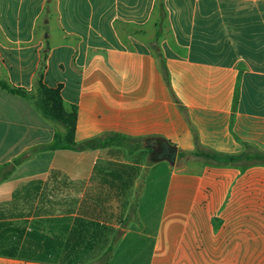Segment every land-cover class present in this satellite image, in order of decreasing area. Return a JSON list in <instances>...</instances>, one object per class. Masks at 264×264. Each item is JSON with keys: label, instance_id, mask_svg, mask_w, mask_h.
I'll return each mask as SVG.
<instances>
[{"label": "crops", "instance_id": "obj_1", "mask_svg": "<svg viewBox=\"0 0 264 264\" xmlns=\"http://www.w3.org/2000/svg\"><path fill=\"white\" fill-rule=\"evenodd\" d=\"M232 1L0 0V80L33 91L43 67L44 83L61 87L65 110L78 108L77 142L118 133L144 139L152 153L162 142L187 153L198 145L264 153V12L243 11L264 0ZM218 2L241 12L218 14ZM17 98L0 88V168L24 159L0 181V203L24 187L17 174L36 161L89 181L116 149L32 154L61 131ZM58 156L78 169L61 167ZM154 163L165 175L144 186L165 185L163 205L151 210L139 201L137 225L110 264H264V202L249 205L263 163L193 161L188 172ZM44 263L57 262L0 255V264Z\"/></svg>", "mask_w": 264, "mask_h": 264}, {"label": "rangeland", "instance_id": "obj_2", "mask_svg": "<svg viewBox=\"0 0 264 264\" xmlns=\"http://www.w3.org/2000/svg\"><path fill=\"white\" fill-rule=\"evenodd\" d=\"M248 1L250 2V0ZM221 4L218 2L216 7L218 14H239L241 12L239 11L241 8L237 6H226L224 4L221 6ZM212 8L206 7L205 9L208 11V9L211 10ZM258 9L264 12V7H248L243 11H247L248 14H257ZM163 14L164 11L161 9V15L163 16ZM248 25L252 27L254 24ZM40 31L43 32L44 29L40 28ZM17 100L20 102L22 99L17 98ZM42 120L46 119L42 117ZM48 122L52 126H56L58 131H61V134L65 132L62 126L51 121ZM152 155L149 144H146L144 150L133 155L119 148L107 151L105 156L98 162V176L91 183H88L87 180H71L60 171L62 177L51 183L49 198L47 199V204H44L47 206L41 210L44 216L28 222H31L30 226L32 228L37 227L42 233L49 235L52 242L56 241L55 238L60 231L59 225L64 222L67 224V222L76 223L78 221L79 230L84 232L82 235L79 232L78 236H73V238L71 236L67 243L69 247L59 249L56 254L49 258L50 261L57 262L51 264L97 263L113 241L135 223L140 200L142 203L147 201V204L151 206V210L161 209L164 196L167 193L166 186L160 185V183H153L150 188L144 186V183L149 178L155 182L159 175H165L164 171L160 170L157 172V169L152 168L155 165ZM56 160L61 163V167H67L72 170L78 169L77 166L74 167L65 163L66 160L61 158V156H58ZM193 160L191 153L178 151L177 160L172 167L176 171L185 170V172H188L187 168ZM169 164L168 161L159 163L160 166H169ZM79 168L82 172L86 166ZM51 173L52 167L49 160L41 159L36 161L35 166L31 165L19 170L17 177L25 181L19 188L31 181L27 178L28 174L37 175V178L32 180L46 181L50 178ZM64 177H67L70 183H66ZM249 190L250 207L259 206V202H264V175L259 178L258 183L250 182ZM76 200H80V204L85 207L78 209L76 216H70L68 212L71 211V207ZM39 204L42 205L41 203ZM35 211H38L37 208H35ZM45 212L50 215L46 216ZM16 214L23 218L22 221L26 220L31 214L29 206L21 207V211ZM80 214L84 216L79 217L81 216ZM134 225L136 226L137 224ZM15 246L11 241L5 243L0 238V255L5 254V252H13Z\"/></svg>", "mask_w": 264, "mask_h": 264}, {"label": "trees", "instance_id": "obj_3", "mask_svg": "<svg viewBox=\"0 0 264 264\" xmlns=\"http://www.w3.org/2000/svg\"><path fill=\"white\" fill-rule=\"evenodd\" d=\"M43 79L44 75L42 67L36 76L33 91H28L24 88L13 87L7 82L0 80L1 89L12 95L29 101L44 119L58 124L65 129L63 134H55L53 143L32 149V154L62 150L85 152L119 148L124 149L128 154L133 155L145 149L144 139L130 138L118 133H110L105 136L95 137L83 142H77L76 128L78 120V108L73 106L71 111H66L61 95V87L49 88L44 83ZM191 155L194 158L193 161H201L205 163H237L241 161H249L264 164V153L255 151L250 146L241 154L227 155L215 153L198 145L196 147V151L192 152ZM23 161V158H17L12 162L6 163L4 166H2L0 168V181L8 180L13 175L17 167L23 163ZM97 176L98 170L96 167V171L88 183L95 181ZM60 177H62V173L60 171L53 170L48 180L31 181L22 189L17 190L13 194L11 201L0 204V238H2L5 243L11 241L16 245L13 252H5V254L2 255L32 260L50 261L49 258L56 254L59 249L69 247V244L67 245V243L71 236L72 238L73 236H78L79 232L80 235L83 234L84 231L82 232L79 230L78 221H76V223L67 222V224L65 222H60L61 224L59 225V234L55 238L56 241L52 242L49 235L42 233L37 227L32 228L30 226L31 222H28L44 216L42 215L41 210L45 209L47 206L44 204H47L49 191L51 190V183L57 179H60ZM64 181L67 183L68 178L64 177ZM68 183H70V180ZM38 202L42 205H40ZM80 203V200H76L75 204L71 207V211L68 212L70 216H76V211L85 207ZM27 205L30 208L31 214L29 218L22 221L23 218H21L16 213L21 211V207ZM35 208H37L38 211H35ZM45 213L46 216L50 215L47 212ZM80 215L81 216L79 217L84 216L83 214ZM123 235L124 233H122L119 238H116L100 257L98 262L93 264H110L115 245Z\"/></svg>", "mask_w": 264, "mask_h": 264}, {"label": "water", "instance_id": "obj_4", "mask_svg": "<svg viewBox=\"0 0 264 264\" xmlns=\"http://www.w3.org/2000/svg\"><path fill=\"white\" fill-rule=\"evenodd\" d=\"M153 152V160L155 162L168 161L171 165H174L177 156L178 150L176 147L170 145L168 142H162L160 146H152Z\"/></svg>", "mask_w": 264, "mask_h": 264}]
</instances>
